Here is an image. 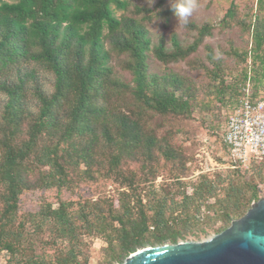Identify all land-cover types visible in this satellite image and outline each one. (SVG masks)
Segmentation results:
<instances>
[{
	"label": "trees",
	"instance_id": "trees-1",
	"mask_svg": "<svg viewBox=\"0 0 264 264\" xmlns=\"http://www.w3.org/2000/svg\"><path fill=\"white\" fill-rule=\"evenodd\" d=\"M126 1L0 0V92L6 97L0 118V252L7 255L5 264H81L78 256L88 237L104 240L106 264H120L140 248L176 244L194 228L221 232L258 200L254 186L220 189L203 175L180 180L187 173L185 157L169 138H159L149 121L151 114H189L193 86L178 75L148 72L145 27L135 17L114 14L127 10ZM238 4L230 1L219 24L235 21L250 31L252 46L240 56L249 58L250 66L226 84L217 81L221 65L207 69L217 103L234 102L230 112L245 88L253 99L264 89V0H255V13L239 20ZM133 9L150 17L147 8ZM212 28L202 25L189 45L173 40L170 53L162 44L153 53L163 63L185 59ZM113 53L125 55L120 66L131 75L130 83L115 76L109 64ZM31 62L52 77L49 92L34 83L35 113L25 107L35 73L24 65ZM24 126L27 138L17 143ZM221 142L233 167L264 163V158H253L243 166L231 157L222 134ZM162 172L174 181L165 192L164 187L145 192L151 200L142 203L140 183ZM97 177H112L124 188L116 205L111 199L61 200L56 207L45 203L35 212L19 213V198L26 191L68 190Z\"/></svg>",
	"mask_w": 264,
	"mask_h": 264
},
{
	"label": "rangeland",
	"instance_id": "rangeland-1",
	"mask_svg": "<svg viewBox=\"0 0 264 264\" xmlns=\"http://www.w3.org/2000/svg\"><path fill=\"white\" fill-rule=\"evenodd\" d=\"M230 1L196 0L197 8L187 18L186 25H181L171 10L166 15V11L171 9L174 0H165L160 5L159 0H127V10L117 9L114 11L116 16H120L123 13L135 17L145 27L150 40V49L146 52L145 62L150 74H156L158 76L169 73L178 75L181 79L186 80L187 83L193 86V94L195 97L192 99L189 114L183 116L167 115L166 117L159 114H151L149 121V126L156 129L155 132L158 134V137L163 138L165 136L169 138L170 144L185 157L187 173L180 180L190 182L203 175L214 181L215 184L219 183L218 187L220 189L222 187L228 188L233 186L241 187L247 191L249 186L255 187L258 200L252 201L246 212L227 225V228L231 227L233 222L243 217L253 205L264 199V163L251 169L233 167L228 157V152L224 149L221 142L224 120L226 115L235 106L234 102L220 105L216 101L215 89L208 88L211 78L210 72L207 69H212L213 64L221 65V75H219L221 77L217 81L219 82L222 79L225 84L241 78L245 69L250 66L249 58H246V61H242L240 57L247 53L252 46L250 31L242 28L235 21H231V24L228 26L219 24ZM236 1L239 3L240 9L236 14V19H242V15L251 16L255 13V0ZM134 6L151 10L150 17H144V13L135 14ZM206 24L213 26L211 34L204 37L197 50L185 59L163 63L155 57L153 47L156 45L162 44L165 52L170 53L173 51V40L181 47L189 45L196 38L198 29ZM113 55L117 56L116 53H113ZM115 56L109 62L113 66L115 76L125 83H130L131 75L120 66L121 61L125 59V55L120 54L117 57ZM24 66L35 73V81L28 82L29 91L25 100L26 109L31 113H35L37 111L38 101L32 92L34 83L36 82L38 84V88L41 91L49 92L51 90L52 77L35 63L31 62ZM5 102V95L0 92V118L3 114ZM26 138L27 135L24 126L17 134L15 141L20 143ZM137 167V164L131 165L133 169ZM167 177L168 174L162 172L146 183H140L138 195H141L142 203H147V201L149 203L151 197L148 198L144 193L150 191L152 188L157 191H162V187H164L162 192H165L167 189L165 185L174 181ZM227 184L229 185L227 186ZM122 190L124 188H121L112 177H97L94 180L79 183L76 187L68 190L50 188L26 191L19 198V213L35 212L45 203L56 207L58 201L61 200L111 199L116 205L117 195ZM187 190L189 192L191 191L190 186L187 187ZM208 203H213V199ZM220 225L221 223H217L214 228L217 229ZM203 228L204 226H202ZM205 230L206 234L199 233L201 231L200 229H191V232L186 234L184 239H178L176 244L201 243L212 239L224 231L222 230L216 233L215 231H209L208 228H205ZM193 233H197L199 236L195 237ZM44 237L47 238V234ZM84 241L85 245L81 249L78 261L81 264H106L107 255L104 251L106 248L104 240L100 237H88ZM176 244L166 242L162 245H149L138 249L133 254L150 247ZM43 250L47 254L53 252V250L48 248L47 250ZM6 261L7 255L4 251H1L0 264H5Z\"/></svg>",
	"mask_w": 264,
	"mask_h": 264
},
{
	"label": "water",
	"instance_id": "water-1",
	"mask_svg": "<svg viewBox=\"0 0 264 264\" xmlns=\"http://www.w3.org/2000/svg\"><path fill=\"white\" fill-rule=\"evenodd\" d=\"M122 264H264V199L208 241L142 249Z\"/></svg>",
	"mask_w": 264,
	"mask_h": 264
},
{
	"label": "built area",
	"instance_id": "built-area-1",
	"mask_svg": "<svg viewBox=\"0 0 264 264\" xmlns=\"http://www.w3.org/2000/svg\"><path fill=\"white\" fill-rule=\"evenodd\" d=\"M226 118L222 140L231 157L243 166L251 159L264 158V89L251 98L249 88Z\"/></svg>",
	"mask_w": 264,
	"mask_h": 264
},
{
	"label": "clouds",
	"instance_id": "clouds-1",
	"mask_svg": "<svg viewBox=\"0 0 264 264\" xmlns=\"http://www.w3.org/2000/svg\"><path fill=\"white\" fill-rule=\"evenodd\" d=\"M196 8V0H174L170 10L178 18L181 25H186L187 18Z\"/></svg>",
	"mask_w": 264,
	"mask_h": 264
}]
</instances>
